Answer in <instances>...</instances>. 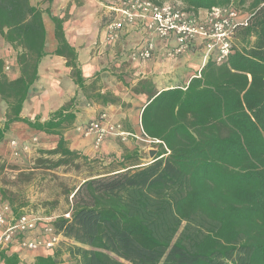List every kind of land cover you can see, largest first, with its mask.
<instances>
[{
	"label": "trees",
	"instance_id": "obj_1",
	"mask_svg": "<svg viewBox=\"0 0 264 264\" xmlns=\"http://www.w3.org/2000/svg\"><path fill=\"white\" fill-rule=\"evenodd\" d=\"M148 1L173 2L191 14L233 4L251 18L236 31L228 59L217 64L210 57L187 87L157 92L150 81L139 84L149 95L143 135L169 154L160 144L157 156L142 163L136 150L125 149L119 169L84 180L69 194L70 218L52 224L60 248L34 264H62L66 255L75 264H264V0ZM45 14L58 43L52 55L66 59L78 90L87 92L78 53L65 35L69 15L53 16L31 0H0V36L17 52L20 71L10 79L0 56V99L7 107L0 144L13 124H22L58 136L56 148L45 153L57 157L56 167L70 166L89 160L64 137L77 118L75 99L46 122L22 116L47 56ZM192 51L205 56L204 48ZM93 97L104 106L121 105L102 87ZM0 194L18 214L7 193ZM0 258L19 264L15 256Z\"/></svg>",
	"mask_w": 264,
	"mask_h": 264
},
{
	"label": "crops",
	"instance_id": "obj_2",
	"mask_svg": "<svg viewBox=\"0 0 264 264\" xmlns=\"http://www.w3.org/2000/svg\"><path fill=\"white\" fill-rule=\"evenodd\" d=\"M59 4V3H57ZM68 6V4H66ZM76 6V5H75ZM84 7L95 6L91 0L84 1ZM105 19L103 25H99L93 15L86 17H71L64 23L65 35L68 43L74 47L78 53V60L82 70L87 92L78 90L77 85L70 77L71 70L66 66V59L52 55L57 49L58 43L54 35V24L45 22L47 31V41L45 52L47 56L41 61L38 67V81L30 89L29 97L22 111V116L30 120L40 117L41 122L50 119V115L62 107L68 105L75 99L76 121L73 127L64 133L69 148L86 157L111 156L116 154L118 158L124 156V150H136L141 156V146H139L143 129L141 116L146 107L149 95L138 87L144 81H150L155 86L157 92L175 88L187 87L194 77H200L201 70L207 64V60L201 51H189L176 57H169L170 50L167 46L170 42L152 35L147 30L145 23L136 22L135 26L126 27L117 42L108 40L106 27L116 15L109 9L102 8ZM60 16V15H59ZM62 17V16H60ZM46 24H49L46 26ZM102 26V27H101ZM153 42L155 47L154 57L149 62H134L130 59V52L137 47H143L146 43ZM125 69V70H124ZM132 72V83L128 93V85L115 76L114 72L121 74L127 71ZM114 71V72H113ZM19 67L14 71L12 80L19 78ZM99 78V81H97ZM97 81V82H96ZM102 87V93L111 92L120 99L121 105H102L94 100V90ZM136 88L139 92H136ZM126 90V91H125ZM101 114L107 116L108 125H120L126 133L134 135V138L122 142L124 149H121L119 139L109 136L101 145L95 147L93 138H86L83 135V128L90 122L96 120ZM105 124V125H106ZM17 130L19 135L13 133ZM14 134V135H13ZM17 137L24 140L31 139L35 143L42 145L45 140L51 142V150L55 149L59 141L58 136H48L30 130L22 124H13L6 138ZM31 137V138H30ZM118 144V145H117ZM49 146V145H47ZM150 156L155 155V151H149ZM157 156V155H155ZM144 159L142 158V161ZM15 216L25 213V209H20ZM7 257L15 256L19 264H34L37 257H47L51 252L38 250L29 251L17 245H10L0 250V254ZM0 264H5L0 258Z\"/></svg>",
	"mask_w": 264,
	"mask_h": 264
},
{
	"label": "built area",
	"instance_id": "obj_3",
	"mask_svg": "<svg viewBox=\"0 0 264 264\" xmlns=\"http://www.w3.org/2000/svg\"><path fill=\"white\" fill-rule=\"evenodd\" d=\"M103 8L109 9L116 17L108 23L106 32L108 40L117 42L121 32L136 22L145 23L150 34L171 44L168 56L173 58L197 48H204L205 59L212 57L217 64L225 62L233 49V40L239 28L247 27L251 15L229 7L213 8L209 11L187 13L173 2L156 5L148 0H96ZM155 47L148 42L143 47L134 48L130 59L134 62H149L153 59ZM107 116L101 114L98 119L88 123L82 130L84 137L93 138L95 147L99 148L109 136L122 142L134 138L126 133L120 125H108ZM106 124V125H105ZM148 145L163 144L143 135ZM15 149L17 142L11 143ZM165 151L169 150L163 144ZM157 155L158 150H154ZM17 154V152H16ZM64 217L70 218V214ZM55 217H36L26 212L15 216L9 204L0 194V250L10 245H17L29 251H48L54 249L62 241L53 227Z\"/></svg>",
	"mask_w": 264,
	"mask_h": 264
},
{
	"label": "rangeland",
	"instance_id": "obj_4",
	"mask_svg": "<svg viewBox=\"0 0 264 264\" xmlns=\"http://www.w3.org/2000/svg\"><path fill=\"white\" fill-rule=\"evenodd\" d=\"M84 1L54 0L49 4L47 0H31L33 5L39 6L42 10L50 9L53 16L69 15L70 19L72 16L80 18L93 15L99 25H103L105 15L101 9L102 6L96 0H91L95 6L86 8L83 6ZM79 2L81 6L77 5ZM44 16L46 23H50V17L46 14ZM0 56L5 61V73L9 78H13L14 71L18 68L17 52L1 36ZM132 72L131 70L123 74L120 71L114 72L115 76H121V79L129 86L128 93L134 90L128 79L133 78ZM6 108L5 103L0 99V126L5 122ZM13 133L16 136L19 135L17 130ZM16 136L0 144V192L5 191L9 201H13L16 208L19 210L23 208L36 217L59 218L67 215L72 208V196L69 194L89 177L119 169V164L123 159V157L118 158L116 154L100 158L87 157L88 161L80 159L74 165L56 167L57 157L45 153L51 150L49 149L51 148L50 141L43 142L49 145L47 146L35 143L31 139H19ZM12 141L17 142L15 149L11 145ZM118 144L121 149H124L122 141ZM139 146L142 148L141 157L144 159L142 163H150L152 157H156L155 155L150 156L149 151L159 150L157 145H148L143 140V136ZM60 246L59 244L54 250ZM63 260L62 264H75L68 255L64 256Z\"/></svg>",
	"mask_w": 264,
	"mask_h": 264
},
{
	"label": "water",
	"instance_id": "obj_5",
	"mask_svg": "<svg viewBox=\"0 0 264 264\" xmlns=\"http://www.w3.org/2000/svg\"><path fill=\"white\" fill-rule=\"evenodd\" d=\"M154 159V157H152V160Z\"/></svg>",
	"mask_w": 264,
	"mask_h": 264
},
{
	"label": "bare ground",
	"instance_id": "obj_6",
	"mask_svg": "<svg viewBox=\"0 0 264 264\" xmlns=\"http://www.w3.org/2000/svg\"><path fill=\"white\" fill-rule=\"evenodd\" d=\"M49 24H47V26H48Z\"/></svg>",
	"mask_w": 264,
	"mask_h": 264
}]
</instances>
